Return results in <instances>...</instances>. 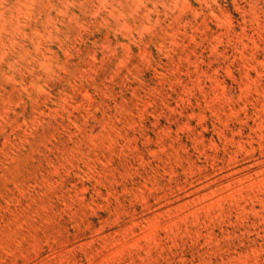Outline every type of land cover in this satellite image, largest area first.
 <instances>
[{"label":"rangeland","instance_id":"rangeland-1","mask_svg":"<svg viewBox=\"0 0 264 264\" xmlns=\"http://www.w3.org/2000/svg\"><path fill=\"white\" fill-rule=\"evenodd\" d=\"M0 264H264V0H0Z\"/></svg>","mask_w":264,"mask_h":264}]
</instances>
